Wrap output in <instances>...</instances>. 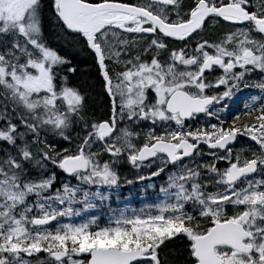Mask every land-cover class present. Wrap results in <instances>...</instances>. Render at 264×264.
Returning a JSON list of instances; mask_svg holds the SVG:
<instances>
[{
  "label": "snow or ice",
  "instance_id": "obj_1",
  "mask_svg": "<svg viewBox=\"0 0 264 264\" xmlns=\"http://www.w3.org/2000/svg\"><path fill=\"white\" fill-rule=\"evenodd\" d=\"M0 264H264V0H0Z\"/></svg>",
  "mask_w": 264,
  "mask_h": 264
},
{
  "label": "trees",
  "instance_id": "obj_2",
  "mask_svg": "<svg viewBox=\"0 0 264 264\" xmlns=\"http://www.w3.org/2000/svg\"><path fill=\"white\" fill-rule=\"evenodd\" d=\"M120 195L122 199L126 198V202H129L131 205H133V207L139 206L141 193H140V189L138 185L123 186L120 190ZM120 206H123V205H120ZM113 207H116L115 197L113 198Z\"/></svg>",
  "mask_w": 264,
  "mask_h": 264
}]
</instances>
